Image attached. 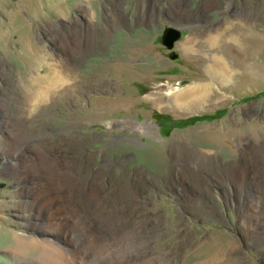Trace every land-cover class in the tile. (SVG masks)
Returning <instances> with one entry per match:
<instances>
[{"label": "rangeland", "instance_id": "1", "mask_svg": "<svg viewBox=\"0 0 264 264\" xmlns=\"http://www.w3.org/2000/svg\"><path fill=\"white\" fill-rule=\"evenodd\" d=\"M198 84L220 99L158 100ZM85 193L86 264L96 237L104 264H264V0H0V264H49L43 243L83 264L66 202Z\"/></svg>", "mask_w": 264, "mask_h": 264}, {"label": "bare ground", "instance_id": "2", "mask_svg": "<svg viewBox=\"0 0 264 264\" xmlns=\"http://www.w3.org/2000/svg\"><path fill=\"white\" fill-rule=\"evenodd\" d=\"M229 29V28H228ZM254 33V32H252ZM250 34V33H249ZM248 34V35H249ZM255 34V33H254ZM221 36L224 38V35L221 34ZM236 35H231L230 37L233 39V41H236V39H238V37ZM250 36H254V35H250ZM257 37V36H255ZM230 39V38H229ZM228 39V40H229ZM192 40V39H191ZM190 40V43L192 45L193 41ZM231 40V39H230ZM217 37H212V38H209L208 39V42L207 44L210 45L212 47V49H214L215 47H217ZM196 46V45H195ZM186 48L188 50H190V44L187 43L186 44ZM248 48H251V47H248ZM217 49V48H216ZM242 50V49H241ZM247 50V49H246ZM249 50V49H248ZM213 52V51H212ZM234 61V59H233ZM247 61V60H246ZM210 66L208 67V70L212 73H214L216 76H218L221 81L223 83H229L231 81V79L234 77V75L237 73V71H240V69H238V67H236L234 65V63L230 62L225 56H213L210 58ZM241 65V63H240ZM254 65V64H253ZM256 65V64H255ZM244 66V65H243ZM247 67H249L248 69L250 70V66L247 65ZM247 67L245 69H247ZM243 68V67H241ZM242 71V70H241ZM245 72V71H244ZM248 72V71H247ZM258 72V71H257ZM262 74V73H261ZM33 78V77H32ZM34 81H35V89L34 92L32 94L29 95L28 97V103L32 104V107H36L37 105H39L40 103H43L45 102L46 100L48 101V98H49V93L51 90H53L55 87H58L61 82H62V79L60 77L59 74L57 73H54V74H49L47 75L46 77H43V78H40V77H35L33 78ZM218 81V80H217ZM46 83V84H45ZM42 84H44V86H41ZM46 85V87H45ZM213 90V89H212ZM210 88L209 85H205V84H198L197 86H194V87H190L182 92H178L177 94H174L173 97L172 95H168L166 97H160L158 100L160 102H163V100L167 99V100H170V98L174 100V102L177 104V105H180V106H185V107H192L193 105H204L206 103H209V102H212V101H216V100H219L220 97L218 94H216L215 92H213ZM195 108V107H194ZM148 127V126H147ZM150 129H152V127H148ZM154 129V128H153ZM151 131V130H150ZM79 177V176H78ZM74 178V177H73ZM72 179V178H71ZM73 180V179H72ZM76 180V179H75ZM83 180V179H82ZM71 181V180H70ZM79 182V181H78ZM77 186V185H76ZM90 186V185H89ZM65 187V186H64ZM75 187V186H74ZM79 187V186H78ZM68 188V187H67ZM65 188V189H67ZM77 192V191H75ZM82 192V191H81ZM84 192V191H83ZM75 195V194H74ZM80 196L82 197V199H78V198H75L74 196L70 198V202H72L71 204L67 203V207L70 208V214L72 215L71 218L76 220V223L79 221V227L75 228L74 229V232H72V234L74 236H76L78 238L79 241H85L84 240V236L86 235L87 238L88 236L90 235L88 233V228L90 227V218L93 216V211L91 209H89V205L92 204V203H95L96 200L95 199H88V197L90 195L86 194L85 195H81ZM79 197V196H78ZM88 199V202L90 203H86V200ZM99 201V200H98ZM102 201V200H101ZM96 206H97V203H96ZM122 213V212H121ZM123 214V213H122ZM101 214H99L100 216ZM118 215V214H116ZM119 215L121 216V214L119 213ZM115 216V215H114ZM119 216V217H120ZM94 217V216H93ZM96 217V216H95ZM125 217V215H124ZM98 219V218H96ZM95 219V220H96ZM99 220V219H98ZM123 220V219H122ZM96 222V221H95ZM131 222V221H130ZM100 223V222H99ZM123 223L121 222H118L116 224V228L121 230L122 228H127L126 225H123L121 226ZM92 226V225H91ZM99 226V225H98ZM115 228V229H116ZM91 229V228H90ZM114 229V228H112ZM99 230V229H98ZM102 230V229H101ZM99 230V231H101ZM118 230V231H119ZM94 231V229H93ZM106 231V230H105ZM117 231V232H118ZM126 232V235H123V237H121L122 239H120L119 241L120 242H124V241H127V243H125L127 246V248L131 245L129 242H128V239L129 241L132 239V234L133 233L131 231V229L129 228L128 230H125ZM95 232V231H94ZM100 233V232H98ZM112 233H113V230H112ZM105 234V233H104ZM115 235V234H114ZM101 235H99L100 237ZM102 238V236H101ZM128 238V239H127ZM29 240V239H27ZM105 240V239H104ZM19 241L22 243H24L25 241L24 240H21L19 239ZM32 241V240H31ZM47 242V241H46ZM86 242V241H85ZM103 242V243H102ZM145 242V241H144ZM27 243V242H26ZM35 243V241H34ZM81 243V242H80ZM87 243L88 241L84 244L86 246L85 248V253L84 256L81 258L83 260V264H86L87 263V259L89 258H92L93 254H95V252H93L94 250L93 249H88L87 248ZM91 243H93L92 245H95L100 246V253H97V257H94V261L93 263L95 264H104L106 262H109V253L107 254L105 251H107V249H111L112 246L109 245V248H105L106 245L104 243V241H102L101 239H98L97 237L95 238V240H93ZM51 244V245H50ZM90 244V243H89ZM36 245V244H35ZM82 246V245H81ZM34 246L32 245V248ZM36 248L34 249L37 253V260L39 261L41 259L44 260V261H47V263L49 264H65V260L66 259H72V253L70 252H66L65 250H61V249H58V247L56 245H54L53 243H43V244H38L37 246H35ZM94 247V248H95ZM23 248V247H22ZM25 248V247H24ZM23 248V249H24ZM39 249V250H38ZM129 249V248H128ZM127 249V250H128ZM130 250V249H129ZM31 251V250H30ZM113 251V249H112ZM29 252V251H28ZM27 252V253H28ZM87 253V254H86ZM134 254V253H133ZM36 255V254H35ZM114 255V254H113ZM112 255V256H113ZM86 256V258H85ZM119 256V255H118ZM114 257H112L113 259ZM213 259V258H211ZM216 260V259H215ZM72 264H77L78 260L76 258L72 259ZM114 261V259H113ZM211 261V260H210ZM209 260L206 261L205 263H209L210 262ZM213 261V260H212ZM217 261V260H216ZM45 263V262H44ZM204 263V264H205ZM81 264V263H80Z\"/></svg>", "mask_w": 264, "mask_h": 264}, {"label": "trees", "instance_id": "3", "mask_svg": "<svg viewBox=\"0 0 264 264\" xmlns=\"http://www.w3.org/2000/svg\"><path fill=\"white\" fill-rule=\"evenodd\" d=\"M196 120L195 119H190V120H184V121H175L173 122L172 120H168L167 118L165 119L164 123V128H166L167 126H171L173 127H185L191 124V122H194Z\"/></svg>", "mask_w": 264, "mask_h": 264}]
</instances>
